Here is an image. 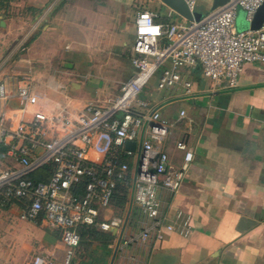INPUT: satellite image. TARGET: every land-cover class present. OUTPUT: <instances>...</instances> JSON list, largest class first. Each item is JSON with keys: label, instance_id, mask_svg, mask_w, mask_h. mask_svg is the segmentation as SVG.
<instances>
[{"label": "crops", "instance_id": "1", "mask_svg": "<svg viewBox=\"0 0 264 264\" xmlns=\"http://www.w3.org/2000/svg\"><path fill=\"white\" fill-rule=\"evenodd\" d=\"M141 8L158 21L175 15L160 0H0V80L8 93L0 110L9 116L23 105L17 82H28L26 121L35 110L74 115L87 101L109 104L132 73L133 15ZM183 75L188 94L180 84L156 87V75L138 93L167 121L164 138L152 143L173 164L181 159L177 140L192 150L177 189L157 192L174 227L140 239L150 220L124 188L121 204L110 198L98 213L109 227H95L112 238L79 240L69 264H264V62L241 63L235 86L211 88L197 65ZM35 252L60 264L59 230L0 204V264H29Z\"/></svg>", "mask_w": 264, "mask_h": 264}, {"label": "built area", "instance_id": "2", "mask_svg": "<svg viewBox=\"0 0 264 264\" xmlns=\"http://www.w3.org/2000/svg\"><path fill=\"white\" fill-rule=\"evenodd\" d=\"M183 1L190 11L197 9V0ZM263 1L225 0L197 20L172 11L174 17L158 21L152 11L136 10L129 56L132 73L105 106L87 101L74 115L65 109L35 110L26 121L21 112L28 82H17L14 94L23 105L9 116L0 110V145L15 162L0 161V204H14L19 218L44 221L58 229L64 246L60 264H69L78 246V226L109 227L108 222L98 220V213L109 203L116 185L126 188L131 202L150 220L139 231L140 239L149 235L157 239L163 230L172 229L157 192L177 189L192 150L177 140L175 146L182 153L178 164H173L166 151L152 143L164 138L167 121L156 109H149L148 101L138 93L156 72V87L180 84L188 94L191 81L183 70L196 65L211 88L221 81L235 86L241 63L264 62V18L257 28L236 29V12L242 9L249 20ZM7 95L6 84L0 80V101ZM134 139L139 145L132 156L134 150L123 144ZM40 167L44 169L31 177ZM29 264L52 261L35 252Z\"/></svg>", "mask_w": 264, "mask_h": 264}, {"label": "water", "instance_id": "3", "mask_svg": "<svg viewBox=\"0 0 264 264\" xmlns=\"http://www.w3.org/2000/svg\"><path fill=\"white\" fill-rule=\"evenodd\" d=\"M164 5L169 9L174 11L178 16H182L188 20H197L203 14L198 9L190 11L183 0H160ZM225 0H210L209 10L213 9L217 5L223 3ZM264 18V1L259 4V6L254 11L252 17L249 20H246L244 17V11L238 9L235 16V24L238 29L244 28H257ZM135 145V140H125L123 147L128 149H133ZM152 171L153 168H150Z\"/></svg>", "mask_w": 264, "mask_h": 264}, {"label": "trees", "instance_id": "4", "mask_svg": "<svg viewBox=\"0 0 264 264\" xmlns=\"http://www.w3.org/2000/svg\"><path fill=\"white\" fill-rule=\"evenodd\" d=\"M171 16H165L163 20L170 19ZM112 197L115 203L121 204L125 198V190L122 185H116L112 191ZM103 231V230H102ZM100 229L96 228L93 225H80L78 226L79 240L83 246L87 245L90 240L98 239L99 234L103 236V239L110 240L112 234L109 231L102 232ZM101 239V238H100ZM103 239H101L103 241Z\"/></svg>", "mask_w": 264, "mask_h": 264}, {"label": "rangeland", "instance_id": "5", "mask_svg": "<svg viewBox=\"0 0 264 264\" xmlns=\"http://www.w3.org/2000/svg\"><path fill=\"white\" fill-rule=\"evenodd\" d=\"M209 4H210V0H197L196 8H197L198 10H200L201 12L206 13V12L208 11ZM173 15H174V13H173ZM171 18H172V16H171ZM171 18H170V19H171ZM235 28L238 29V28L236 27V24H235ZM155 75H156V72H154V73L151 75V77L148 79V81H149V82H152V81L154 80V78H155ZM148 81H147V82H148ZM0 161H5V162H8V163L10 164V157H8V156H6V155H4V156H0ZM43 169H44V167L37 168L36 170H34V171L30 174V176H31V177H35V175H36L37 173H39L40 170H43ZM79 243H80V242H79ZM80 245H82V244H80ZM78 247H79V246H78ZM76 250H77V249H76ZM71 260H73V257L71 258ZM70 262H71V261H70Z\"/></svg>", "mask_w": 264, "mask_h": 264}, {"label": "snow or ice", "instance_id": "6", "mask_svg": "<svg viewBox=\"0 0 264 264\" xmlns=\"http://www.w3.org/2000/svg\"><path fill=\"white\" fill-rule=\"evenodd\" d=\"M152 31H155V29H152Z\"/></svg>", "mask_w": 264, "mask_h": 264}]
</instances>
